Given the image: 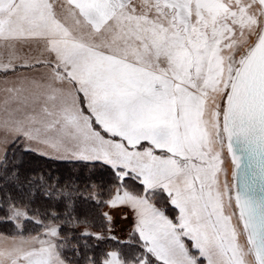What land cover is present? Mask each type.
<instances>
[{"label": "rangeland", "instance_id": "obj_1", "mask_svg": "<svg viewBox=\"0 0 264 264\" xmlns=\"http://www.w3.org/2000/svg\"><path fill=\"white\" fill-rule=\"evenodd\" d=\"M52 2L57 12L68 6L67 0ZM123 2L127 5L124 14L132 19L127 25L129 38L120 48L89 45L64 49L59 41L54 46L60 54L69 55L76 70L81 65L90 69L93 64H113L117 93H113L111 100L117 105L118 121L109 127L117 133L118 140L111 144L109 154L99 159L113 167L140 171L143 179L150 181L155 175L148 167L157 165L161 179L155 181L160 187L150 195L162 210L167 204L174 208L176 220L173 223L161 211L174 226L173 233L166 232L155 215L157 209L143 192L136 194L128 187H118L104 211L106 233L85 228L83 234L97 238L111 236L122 242L141 239L161 259H169L173 264H184L176 257L178 243L185 246L195 264H255L233 200V167L222 131V117L236 72L260 36L263 16L259 4L256 0ZM4 6H9L12 11L7 15L12 16L16 10L13 0H6ZM112 7L108 0H95L91 10L103 17L112 14ZM119 18L117 9L110 23H116ZM75 20L66 19L64 33L70 44L81 31L91 30L87 15L77 13ZM49 26L51 32H42V36L53 37L63 27H58L56 22ZM14 28L21 36L22 27L14 24L11 29ZM29 28L31 24L22 28L23 35L32 30ZM101 54L107 60L114 57L117 61L81 63L79 59L82 55ZM119 57L130 64L128 79L118 74L119 69H124L121 65L124 61ZM102 68L96 67L98 71ZM87 82L93 81L88 78ZM93 127L97 129L94 124ZM133 144L136 147L131 149ZM6 152L0 146V167ZM150 154L158 157H149ZM9 218L19 224L25 218L24 211L12 209ZM127 218L134 221L137 234L131 231ZM125 228L129 230L124 232ZM62 240L56 224L45 225L34 236L0 235V264H65L58 253ZM104 264H149V261L142 257L124 263L115 251H110Z\"/></svg>", "mask_w": 264, "mask_h": 264}, {"label": "crops", "instance_id": "obj_2", "mask_svg": "<svg viewBox=\"0 0 264 264\" xmlns=\"http://www.w3.org/2000/svg\"><path fill=\"white\" fill-rule=\"evenodd\" d=\"M11 11L9 6L3 5L0 8V146L3 147L4 153L13 143L21 141L25 150L36 155L57 161L101 163L113 170L122 171V176L135 177L147 191L159 188V183L155 181L161 179V174H157L160 172L157 165L148 167L155 175L150 181L147 178L144 180L140 171L134 172L129 167L117 165L113 167V164L101 162L99 159L106 157L112 149L111 144L115 145L118 140L117 133L109 127L118 121L117 105L111 100L113 93H117V79L112 76L113 64H93V69H85L81 65L77 70L73 69L69 55H57L59 48L54 44L52 51L43 57L20 51L21 45L26 46L29 41L21 39L22 28L19 29L21 36L15 32L16 28H9L12 16L7 14ZM47 26L51 32V27ZM25 34H28L27 31ZM79 59L81 63L117 61L114 57L107 60L102 54L82 55ZM119 59L124 61L121 64L124 69H119L118 74L128 79L130 64L127 59ZM96 67L102 69L98 71ZM88 78L93 82H87ZM91 83L95 85L94 88H86V84ZM86 90L94 92L88 93ZM81 94L86 101L89 99L87 103L92 109L90 115L81 112ZM87 94H91L94 99ZM125 109L129 110L128 106ZM90 116L95 119H90ZM93 124L99 125L97 129ZM135 147V144L131 145V149ZM114 148L116 149V146ZM142 150L144 148L139 150L140 153ZM122 151H125V148H122ZM155 156L158 157L156 154L149 155L152 158H156ZM155 213L166 232L173 233L174 226L171 221L162 216L158 209ZM127 220L131 231L137 234L134 221L131 218ZM141 242L145 251L158 262L173 264L169 259H161L159 253L150 249L142 240ZM175 249L176 257L184 264H195L183 244H176Z\"/></svg>", "mask_w": 264, "mask_h": 264}, {"label": "trees", "instance_id": "obj_3", "mask_svg": "<svg viewBox=\"0 0 264 264\" xmlns=\"http://www.w3.org/2000/svg\"><path fill=\"white\" fill-rule=\"evenodd\" d=\"M121 173L96 162L45 158L13 143L0 167V235L34 236L45 225L56 224L63 237L58 253L65 264H104L110 251H115L124 263L143 257L149 264H161L145 251L140 240L122 242L111 236L97 238L82 232L86 228L106 233L104 211L118 187H128L136 194L143 192L156 209L175 222L176 210L168 204L162 210L150 195L158 191H145L135 177L120 178ZM12 209L23 210L26 219L16 224L9 218Z\"/></svg>", "mask_w": 264, "mask_h": 264}, {"label": "water", "instance_id": "obj_4", "mask_svg": "<svg viewBox=\"0 0 264 264\" xmlns=\"http://www.w3.org/2000/svg\"><path fill=\"white\" fill-rule=\"evenodd\" d=\"M260 36L228 90L222 131L233 167L236 210L255 264H264V0Z\"/></svg>", "mask_w": 264, "mask_h": 264}, {"label": "snow or ice", "instance_id": "obj_5", "mask_svg": "<svg viewBox=\"0 0 264 264\" xmlns=\"http://www.w3.org/2000/svg\"><path fill=\"white\" fill-rule=\"evenodd\" d=\"M15 3V12L9 20V28L14 24H19L22 28L26 24H31L32 31L21 37L23 40L29 41L28 45H21L20 51L26 54H35L45 56L52 51V45L59 41L64 49H70L74 46H98L101 48L118 49L124 45L128 38L129 32L127 25L132 17L124 14L127 5L123 0H108L112 5V14L107 16L96 15L91 8L95 7V0H67V8H61L57 12V6L52 0H13ZM103 2V0H101ZM5 0H0V8L3 7ZM117 9L120 11V18L116 23H110L115 18ZM87 15L89 17L88 26L90 31H81L77 40H73L71 44L65 37L64 29H67L66 19L69 17L75 20V14ZM63 17L64 19H59ZM56 22L57 26L63 25L60 31L54 33L53 37H44L40 33L48 31L46 25ZM71 31V30H69ZM75 35V34H74ZM59 47V45H57ZM57 55L60 53L57 52ZM83 97V94H81ZM81 112L90 115L91 108L87 101L83 98L80 100ZM94 120L95 117L90 116ZM99 125L97 124L96 127Z\"/></svg>", "mask_w": 264, "mask_h": 264}, {"label": "built area", "instance_id": "obj_6", "mask_svg": "<svg viewBox=\"0 0 264 264\" xmlns=\"http://www.w3.org/2000/svg\"><path fill=\"white\" fill-rule=\"evenodd\" d=\"M117 227H121V226H120V225H117ZM125 230H126V231H124V232H127L129 229H128V228H127V229L125 228Z\"/></svg>", "mask_w": 264, "mask_h": 264}, {"label": "bare ground", "instance_id": "obj_7", "mask_svg": "<svg viewBox=\"0 0 264 264\" xmlns=\"http://www.w3.org/2000/svg\"><path fill=\"white\" fill-rule=\"evenodd\" d=\"M254 1V0H253ZM221 22H223V21H221ZM224 23V22H223ZM227 171H229V170H227Z\"/></svg>", "mask_w": 264, "mask_h": 264}]
</instances>
